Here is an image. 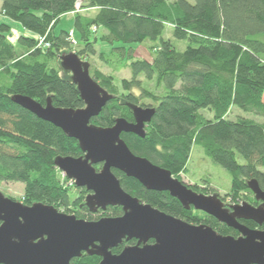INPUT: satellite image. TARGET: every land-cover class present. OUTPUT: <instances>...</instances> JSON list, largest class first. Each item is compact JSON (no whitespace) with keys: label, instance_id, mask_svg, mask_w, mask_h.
<instances>
[{"label":"trees","instance_id":"1","mask_svg":"<svg viewBox=\"0 0 264 264\" xmlns=\"http://www.w3.org/2000/svg\"><path fill=\"white\" fill-rule=\"evenodd\" d=\"M1 1L2 15L31 33L13 44L8 38L11 27L0 25V185L24 184L25 205L54 206L87 221L124 214L121 207L97 213L89 210V192L66 176L62 181L58 175L62 172L55 166L59 157L84 156L79 143L13 100L26 96L43 106L50 99L56 108H84L71 74L61 67V57L75 53L112 96L92 125L110 128L118 118L134 122L133 106L153 108L155 115L145 127L144 138L121 136L135 155L179 179L187 170L192 150L200 147L206 157L230 173L227 197L258 206L248 182L257 180L264 191V0ZM71 15L73 26L57 32L62 18ZM168 28L173 40L166 38ZM174 40L184 42L185 49H177ZM146 42L151 43L146 47L152 60L137 56V49ZM100 44L108 46V51H99ZM95 58L112 72L95 68ZM124 69L132 78L118 84L112 73ZM202 110L211 112L213 119ZM234 110L251 117L232 120ZM114 173L124 191L144 203L189 224L209 226L224 236H240L212 216L194 208L186 210L169 193L149 191L123 173ZM189 188L199 194H217L225 201L215 189ZM241 223L262 230L253 221ZM137 243L124 241L113 253L120 254ZM101 261L83 253L71 264Z\"/></svg>","mask_w":264,"mask_h":264},{"label":"water","instance_id":"2","mask_svg":"<svg viewBox=\"0 0 264 264\" xmlns=\"http://www.w3.org/2000/svg\"><path fill=\"white\" fill-rule=\"evenodd\" d=\"M61 67L71 74L84 108H56L50 99L43 106L26 96L13 100L79 143L84 156L59 157L55 166L76 187L89 192V210L97 213L121 207L124 214L87 221L54 206L25 205L0 192V264H71L83 253L100 257V264H264V191L257 180L249 181L248 187L261 203L258 206L242 203L225 207L217 194L193 191L169 170L135 155L121 137L133 134L144 138L155 109L133 106L134 122L118 118L113 127H96L92 120L112 96L92 78L90 65L75 53L63 55ZM114 171L149 191L169 193L186 210L194 208L212 216L240 236H224L209 226L189 224L144 203L124 191ZM242 220L253 221L262 230L250 229ZM131 240L137 245L113 253Z\"/></svg>","mask_w":264,"mask_h":264},{"label":"rangeland","instance_id":"3","mask_svg":"<svg viewBox=\"0 0 264 264\" xmlns=\"http://www.w3.org/2000/svg\"><path fill=\"white\" fill-rule=\"evenodd\" d=\"M170 1L173 2L176 0H170ZM188 1L192 2V0H188ZM1 8H2V1L0 0V25L6 24L11 27V33L8 36V38L13 44H17L18 38L20 36L29 37L28 35H31V33L28 32L21 24L13 22L11 19L3 16L1 13ZM73 24H74V17H72V15L66 16L62 18L61 22L58 24L57 32H59L61 29H69L73 26ZM166 38H170L173 40L170 28H168V31L166 32ZM174 42L176 43L177 49L180 50L185 49L186 44L184 42L178 43L175 40ZM150 44H151L150 42H146L142 47L138 48L137 56L140 58L152 60L148 47H146L149 46ZM99 46H100V49L98 48L99 51L101 50L108 51L107 49L108 46H106L105 44H100ZM93 66L95 68H99L100 70H102L107 74H110L112 72L109 68L103 66L97 58H95V62L93 63ZM112 74H114V76L116 77V82L118 84H120L121 80L123 79L131 80L132 78L130 72L125 69L118 73H112ZM151 88H153V85H151ZM201 112L208 119H213V114L208 110H202ZM241 116L247 118L251 117L250 115H247L246 113L240 110H234L233 113L230 115V119L234 120L235 118ZM261 171L264 172V168H262ZM58 175L60 179L64 181L65 175H63L62 173ZM179 179L189 187L194 186L195 187L194 189L197 191L205 192L204 188L206 187L215 189L225 199L224 203L227 205L242 204L237 202L235 203L230 197H227V193L231 186L230 173L226 171L224 168H222L220 165L212 161L210 158L206 157L203 150L200 147H194V149L192 150V154L187 170L180 174ZM0 192L4 194L6 197H11L17 200V202L20 201L21 203L25 204L26 201L25 186L22 183L4 182L0 185ZM73 194H74L73 196H76L77 192L74 191ZM36 203L38 202H35V204Z\"/></svg>","mask_w":264,"mask_h":264},{"label":"built area","instance_id":"4","mask_svg":"<svg viewBox=\"0 0 264 264\" xmlns=\"http://www.w3.org/2000/svg\"><path fill=\"white\" fill-rule=\"evenodd\" d=\"M79 5V4H78ZM79 7V6H78ZM70 38H71V40H72V43L75 45L76 44V42H75V40H74V33H73V31H71L70 32ZM42 44H44V40H41L40 41V45H42Z\"/></svg>","mask_w":264,"mask_h":264},{"label":"flooded vegetation","instance_id":"5","mask_svg":"<svg viewBox=\"0 0 264 264\" xmlns=\"http://www.w3.org/2000/svg\"><path fill=\"white\" fill-rule=\"evenodd\" d=\"M225 204V203H224ZM261 203L259 202L258 203V205H260ZM230 206H232V205H227V204H225V207H230ZM243 221V220H242Z\"/></svg>","mask_w":264,"mask_h":264}]
</instances>
